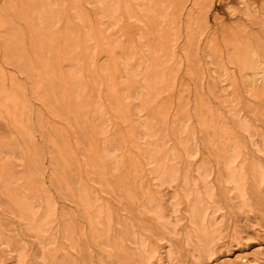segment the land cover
Here are the masks:
<instances>
[{"label": "rangeland", "instance_id": "1", "mask_svg": "<svg viewBox=\"0 0 264 264\" xmlns=\"http://www.w3.org/2000/svg\"><path fill=\"white\" fill-rule=\"evenodd\" d=\"M107 1L0 0V264H146L140 240L152 264H264V0ZM237 145L242 196L216 156ZM186 189L216 223L207 252ZM22 201L49 211L40 230Z\"/></svg>", "mask_w": 264, "mask_h": 264}, {"label": "bare ground", "instance_id": "2", "mask_svg": "<svg viewBox=\"0 0 264 264\" xmlns=\"http://www.w3.org/2000/svg\"><path fill=\"white\" fill-rule=\"evenodd\" d=\"M98 1H99L100 6L103 8V11H104V13L106 15H111L112 12H114V6L110 5L107 0H98ZM183 1L184 0H180L179 1V5H182ZM241 2L244 3V5L246 7L245 10L247 11V8H249L248 7L249 4L245 0H241ZM96 3H98V2H96ZM43 11L44 10H43V8L41 6H40L39 9H36V12H37V14L40 15V17L43 16V13H44ZM35 16L37 17V15H35ZM35 16H34V18H35ZM42 19H43V17H42ZM2 72L3 71L1 70V67H0V75H3L4 72L3 73ZM209 75L212 76L211 73ZM253 75L255 76L256 80L258 79L259 76H261V75L264 76V66L260 65V66H257V68L255 67V70L253 71ZM252 81H255V80H252ZM258 82H260V79H259ZM143 126H146V133L148 135H151L152 132L149 131V127L150 126L148 127V122L147 123L145 122V124ZM240 126L246 131H248V129L250 128V126H248L247 124H244V123H242ZM182 130H181V132H182ZM132 135H133V133H132ZM187 136H188V134L186 135V137ZM142 137H143V135H142ZM185 143L187 144V142H185ZM102 144L103 145H102V147H101V149L99 151H101L102 154H105L106 152L109 153V151L111 149L110 146H109V143L107 144L106 141H104V143H102ZM115 144L113 143V145H115ZM144 145H145V143H144ZM152 145H153V143H152ZM238 146L239 145L232 146V148H230L228 152L226 150L222 149V148H218L217 151H216V156H217L218 162H222V164H223V166L225 168V175L223 176L224 182L226 184L227 183H231V187L227 191L228 192H229V190L235 191L238 195L242 196L243 192H244L245 172H244L243 168H241L237 164L239 153H240V150H239ZM160 150L162 151V149H160V147L158 145L150 146V147L144 148L143 154H144L145 157H148L152 161H155V166H154L153 171L156 173L155 177L158 179L159 182L165 183V184L166 183L171 184L172 182L176 183L177 182V178H178L177 177L178 174L176 173V170H175L174 166H172L170 163H168L167 160L164 161L163 159L159 158V157H161L159 155ZM139 155H142V154H139ZM158 155H159V157H158ZM161 155H162V153H161ZM165 159H166V157H165ZM251 170H252L253 179L256 182H260L261 183L264 180L263 168L261 166H256V167L253 166V168ZM202 177L204 178V176H202ZM186 179H187V177H186ZM186 198L189 200V212H190L191 222L196 227H198L200 229V232H201L200 236H199V239H200L201 245H202L201 248L204 249V251L207 252L210 249V246H211L213 240H215V237H216L215 233H214L215 235H213V232L216 231V228H215L216 223H215V221L213 219V216L210 214V211H208V207L205 204L204 200L202 199L200 191L198 192V191H193V190L186 189ZM79 200L84 206H86V205L88 206L89 205V200H86L83 197H81ZM20 206H21L20 212H21L22 216H24L26 218H29L31 216L32 229L40 230L42 228L43 224H44L43 223L44 220L47 218V216L49 214V211L46 210L44 215H42L41 217H38V219L35 220V217H34L35 213L32 211L31 206L27 202H23L22 201V204ZM84 210H86V209H84ZM156 211H157L156 212L157 216L159 218L164 215V214H162L161 209H158ZM84 212H86V211H84ZM90 213H92V212H90ZM86 216H88V212H87ZM89 216H90V214H89ZM108 222H109V218L108 217L107 218L106 217L105 218L104 217H97V219H96V223L100 225V230H101L100 232H98L97 235L99 237H102V239H105V240H106L107 235H108V232H107V224H108ZM111 240H113V239H111ZM138 244H139L138 256H139L140 260H142V262H144L146 264H152L153 263L152 262V257L154 255V253L156 252L155 247L148 246L147 243L144 240H140L138 242ZM127 251H129V250L127 249ZM132 254L133 253L130 252L129 259L131 258L130 256H132ZM155 264H157V262ZM222 264H225V263L222 262Z\"/></svg>", "mask_w": 264, "mask_h": 264}]
</instances>
